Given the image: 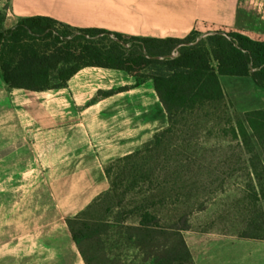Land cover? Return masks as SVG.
Masks as SVG:
<instances>
[{
  "label": "rangeland",
  "instance_id": "1",
  "mask_svg": "<svg viewBox=\"0 0 264 264\" xmlns=\"http://www.w3.org/2000/svg\"><path fill=\"white\" fill-rule=\"evenodd\" d=\"M151 91L93 67L57 91L0 75V264H160L178 238L191 258L171 264H264V138L230 98L169 116ZM145 213L162 230L129 238Z\"/></svg>",
  "mask_w": 264,
  "mask_h": 264
},
{
  "label": "trees",
  "instance_id": "2",
  "mask_svg": "<svg viewBox=\"0 0 264 264\" xmlns=\"http://www.w3.org/2000/svg\"><path fill=\"white\" fill-rule=\"evenodd\" d=\"M4 19L0 12V75L10 90L57 91L88 67L123 71L149 80L167 114L173 116L228 99L220 83L222 76L250 78L256 87L264 89V42L240 33L201 35L192 31L182 38H140L72 28L47 17L22 18L4 30ZM244 117V124H237L242 135L249 130L256 140L264 138V111H250ZM260 196L264 201V192ZM127 230L131 232L129 238L137 232L141 240H149L162 227L154 216L145 213L137 227ZM84 233L71 232L77 247ZM178 241L176 249L160 264L191 258L182 240Z\"/></svg>",
  "mask_w": 264,
  "mask_h": 264
},
{
  "label": "crops",
  "instance_id": "3",
  "mask_svg": "<svg viewBox=\"0 0 264 264\" xmlns=\"http://www.w3.org/2000/svg\"><path fill=\"white\" fill-rule=\"evenodd\" d=\"M0 12L5 16L4 30L22 18L47 17L72 28L140 38L233 32L264 42V0H0ZM220 83L241 112L264 111V89L250 78L222 76ZM151 95L157 96L154 89ZM117 127L115 131H129L125 121ZM141 128L144 133L145 126ZM108 186L107 181L97 187L89 200Z\"/></svg>",
  "mask_w": 264,
  "mask_h": 264
}]
</instances>
